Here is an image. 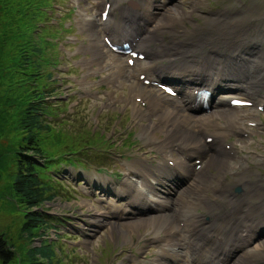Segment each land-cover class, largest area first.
<instances>
[{"label": "rangeland", "instance_id": "rangeland-1", "mask_svg": "<svg viewBox=\"0 0 264 264\" xmlns=\"http://www.w3.org/2000/svg\"><path fill=\"white\" fill-rule=\"evenodd\" d=\"M118 1H124V3L115 9V23L119 19L124 23L123 18L131 17L132 12L137 11V9L128 4L129 0H112V2ZM173 1L170 3L171 0H147L143 5L149 8L153 7L154 2L159 4L165 2L168 11H164V15L159 16L163 26H175L177 28L175 34L187 36L186 40L189 39L190 41L193 38L200 41L203 37L205 42L216 40L211 38L200 26L204 24L205 16L210 19L216 18L209 16L207 11L219 14V17L224 13L228 23L243 22L244 31L249 29L253 32L243 37L235 34L230 37L231 45L240 44L238 51L242 50L243 52L251 49L255 45V41L262 40V42L260 41L261 44H258L260 45L258 50L262 51L260 63L264 67V0ZM51 2L52 9L48 11V17L44 24L48 29L58 32L55 37L56 47L48 48V55L58 58V61L55 66L49 67V71L53 72L50 85L54 92L49 93L48 99H50L49 104L57 105V109L61 107L63 109L58 110L55 118L48 116V120L55 122L52 125L54 126V136H61L62 145H64L63 139L66 138L67 141L74 144L75 150L70 151L72 156L66 155L63 160L54 163V167H57L49 174L50 181L59 187V192L52 201L45 203L42 209H45L49 216L54 218L55 225L45 230L41 238L36 235L31 241L25 239L21 232L25 210L20 208L10 190V169L6 172L0 167V234L7 237L15 255L17 254L16 260L9 264H23L28 248L40 246L46 240L56 250V257L53 259L55 264H150L156 256L162 259V256L158 255L157 242L153 241L155 239L149 233L155 220H150L149 224L139 227V224H136L137 215L134 214L133 209L127 207V202L133 201L136 198L134 195L139 192H132L133 189L130 187L125 193L128 197L125 194L114 193L113 188H118L120 183H123L128 167L134 166L145 169L146 165H151L150 168L153 171L159 167L164 155L170 154V151L164 152L158 144L163 138L162 132L147 127L150 120L154 118L151 112L149 114V108L142 109L140 107L144 115L137 118L139 113L135 104L136 101L138 103L139 101L135 100V97L138 94L139 97L146 99L144 93L133 86L135 77H138L139 72L135 73V77H130V72H133L132 68L121 73V62L126 64L124 58L115 56L107 47L102 45L106 33L99 29L101 5L97 4L96 0H51ZM197 5L201 10L197 12L198 14L193 9ZM113 6L115 7V5ZM143 8L142 6V10ZM176 9H179L182 15L177 14ZM124 11L128 12L125 17L122 14ZM183 11L191 12V16L197 18L198 21L192 23L194 22L192 19L189 18L188 20L189 13L186 12L187 14L183 15ZM65 12H68L67 15L64 14ZM173 16H179V18L173 21ZM234 19L239 20L234 22ZM256 24L259 27H256ZM199 28L200 30H198ZM96 29L99 30L96 31ZM156 30L158 29H151L150 26L148 31L151 34L148 32L147 35L154 36ZM238 31L242 32L241 30ZM158 34H165L166 40L172 36V33L164 30L162 33L159 31L155 36L158 37ZM96 38L99 45L96 44ZM149 41L153 43L152 46H156L162 51L167 50L171 45V41L167 42V45L158 39H149ZM232 50L233 48L229 49L228 53H231ZM238 51L233 54H242ZM158 60L164 62L162 59ZM263 88L264 84L261 92ZM149 90L154 94L161 92L151 86H149ZM153 96L150 95L149 98L154 100ZM180 100H177L178 103ZM146 102L150 103L149 100ZM241 108L249 110L243 113L245 116L239 121L241 125H246L245 122L251 120L253 113L250 110L251 107ZM154 110H156L155 107ZM239 113L242 112H233L234 115ZM196 114L195 118H198L202 112ZM258 120L263 122L260 127L264 130V113L261 114L260 118L258 117ZM225 121V119H221L220 122L223 125H230V129L235 130L230 123L227 124ZM248 127L255 131L254 139L251 135L248 137V141L254 140L255 145L264 150V132H261L262 140L259 134L260 129L254 128L252 125H248ZM14 135L8 132L7 136L0 138V151L8 152V150L15 149L16 138ZM235 136L237 137L236 134ZM237 141L239 144L234 142L238 152L237 156L223 158L220 163L215 165L218 166L219 170L224 171L237 166L244 155L255 157L248 149L252 147V143L248 142L246 137H237ZM173 144V153L179 159L185 160L183 154H188L191 158L193 156L198 158L197 154L192 155L186 149H179V144L176 142ZM47 148L51 149L52 147L47 145ZM56 149V156H60L61 148L56 146ZM179 150L180 152H178ZM251 151L258 158L255 157L257 159L255 163L245 162L246 165H249L244 177V183L247 186H253L252 183L257 182L258 176L264 177V154L262 155L255 149ZM86 152L107 157L103 161L105 164L100 166L96 161L82 160L80 156ZM75 155H78L79 161L74 159ZM147 156H151L152 159H146ZM206 171L209 175L215 172L214 169L206 166L198 172ZM131 178L138 179L133 175ZM185 179V186H188L190 179L187 177ZM160 189H162L161 186ZM241 190L240 187V190L235 189L234 191L242 192ZM144 204L143 202L142 205ZM144 208L147 209V205ZM227 209L229 210L228 206ZM95 210H106L111 214L115 212L114 216L111 215L110 221H116L117 216L122 215L125 217L123 220L126 224L116 225L113 230H110L108 225L91 228L86 221L94 219ZM153 212H158V210ZM258 217L264 219L263 212ZM240 224L242 227V224L248 223ZM144 253L147 254V257L143 259ZM251 259L259 260L260 258L258 259L254 255ZM133 260L136 261L133 262ZM174 263L178 264V262Z\"/></svg>", "mask_w": 264, "mask_h": 264}, {"label": "bare ground", "instance_id": "bare-ground-1", "mask_svg": "<svg viewBox=\"0 0 264 264\" xmlns=\"http://www.w3.org/2000/svg\"><path fill=\"white\" fill-rule=\"evenodd\" d=\"M102 1L104 0H98V3ZM107 1L110 0H105L104 4ZM152 6L146 8L150 13L147 20L138 25L116 24L112 21V8H110L108 18L105 21H99V25L104 24L105 28L111 31L113 29V33L127 36L126 40L130 38L134 50H144L151 58L148 65H143L142 60L138 58L133 66L121 62L120 72L125 73L130 68L133 69V72H130L133 76L139 69H142L141 73H144L145 69L152 72V75L148 77L150 84L146 85L137 78L133 86L139 88L146 99L150 95H154L155 100L159 98V104H147L149 114L151 112L154 117L147 127L162 132L163 138L158 144L164 152L170 151V154L164 155L159 167L153 171L150 168L151 165H146L145 169L128 167L125 180L118 188H113V192L126 193L130 187L133 189L132 192H139L134 195L136 198L133 196V201L129 200L127 203V207L131 205L136 207L133 212L137 215L136 224H139V227L149 224L150 220H155L149 233L156 240V247L159 248L158 255H161L162 259L156 256L150 264H173L174 262L178 264H264V236L259 235L260 229L264 227V219L258 217L261 212L264 216V177L258 176L257 182L252 183L253 186H247L244 183L245 172L249 166L245 162L255 163L257 159L244 155L237 166L224 171L215 166L226 156L234 158L238 154L234 142L230 148L223 143L224 139L229 137L231 129L230 125H223L220 122L221 119L231 124L238 138H245L247 133L248 137L253 135L246 124L248 120L245 122L246 125H241L239 122L245 114L234 115L232 113L229 116L230 112H235L231 109L237 108L230 104L231 99L253 100L254 104L260 101L257 105L264 107V94L261 92L264 84V67L260 63L262 51L258 50L260 46L258 44H261L262 40L255 41L249 53L243 51L239 55H226L224 52L217 54L218 49L214 48L199 54L201 48H206L205 40L199 42L201 46L178 43L171 44L167 50L162 51L147 42L149 39L157 40V37L147 34L150 26L151 29L163 32L164 26L159 16L164 15V11L167 12L168 9L165 2L161 4L154 2ZM176 12L182 15L179 9H176ZM186 12L191 15L188 11H183V15L187 14ZM218 15L210 11L209 16L216 18L210 19L205 16L204 24L200 26L211 38L217 41L222 39L220 42L224 47H233L229 39L235 34L243 37L253 32L249 29L246 30L247 32L244 31V23L238 22L241 17L234 19V22H238L235 24L228 23L224 13L221 15L223 18ZM173 18V21H176L179 16H173ZM110 22L112 25L109 26ZM256 27L259 25L256 24ZM112 41L116 43L117 40L112 38ZM96 44L99 45L98 40ZM237 47L238 44L234 45V51ZM212 54L216 55L215 59H212ZM188 57H191L189 61ZM158 59L164 62H159ZM153 60H158V63ZM169 76L175 78L176 81L189 84L180 89V103L174 99H167L168 96L162 91L154 94L149 90V86L156 87L152 84L153 81ZM203 84L211 91L209 109L212 111L195 118L194 110H208L203 107V102L198 103L196 98V90L201 89ZM219 92L220 95L215 99V94ZM235 94H242L244 97ZM225 105L227 109L217 108ZM136 107L142 110L137 105ZM251 112L253 113L251 120L256 121L259 113L256 109H251ZM237 124L240 125L237 126ZM173 142L179 144V149H186L192 155L197 154L200 158V167L197 166L198 162H190L191 156L188 154H183L185 160L179 159L173 153ZM146 159L151 160L152 157L147 156ZM170 159L174 160L173 165H170ZM205 166L214 169L215 172H211V175L207 171L198 172ZM131 175L138 179H132ZM186 177L190 179L188 186H185ZM237 186L242 187L239 195L234 191ZM142 199L146 201L145 204L142 207L137 206ZM146 205L147 209L144 208ZM197 208L203 210L194 212ZM154 210L158 212H153ZM94 214V219L86 221L91 228L108 225V228L113 230L116 225L126 224L123 220L125 217L122 215H118L116 221H110L111 215L114 216L115 212L111 214L106 210H95ZM240 223L248 224H242L241 227ZM255 238L258 241L253 244ZM257 254L261 255L259 260L251 259ZM145 257H147L146 253L143 259Z\"/></svg>", "mask_w": 264, "mask_h": 264}, {"label": "trees", "instance_id": "trees-1", "mask_svg": "<svg viewBox=\"0 0 264 264\" xmlns=\"http://www.w3.org/2000/svg\"><path fill=\"white\" fill-rule=\"evenodd\" d=\"M49 9L51 0H0V138L8 132L16 138L15 149L0 151V167L6 172L10 169V190L25 210L21 232L30 241L55 225L54 218L41 209L59 192L49 174L57 167L54 163L75 150L66 138L62 145L61 136H54L55 122L48 120L63 109L49 104L48 99L54 92L49 67L58 61L48 55V48L56 47L58 35L44 24ZM56 146L61 148L60 156H56ZM77 156L74 159L79 161ZM80 157L99 165L107 159L89 152ZM16 255L7 237L0 234V264L11 263ZM54 257L56 250L46 240L28 248L23 264H55Z\"/></svg>", "mask_w": 264, "mask_h": 264}]
</instances>
